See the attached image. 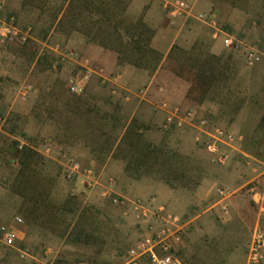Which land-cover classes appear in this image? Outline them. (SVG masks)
I'll use <instances>...</instances> for the list:
<instances>
[{
  "label": "rangeland",
  "instance_id": "1",
  "mask_svg": "<svg viewBox=\"0 0 264 264\" xmlns=\"http://www.w3.org/2000/svg\"><path fill=\"white\" fill-rule=\"evenodd\" d=\"M184 1L191 14L171 17L161 0H73L69 10L68 0H0L1 17L29 29L24 44L0 42V225L16 236L12 247L0 244V264H127L128 250L162 224L154 208L182 226L217 189L233 193L231 209L184 226L176 255L182 264H247L256 212L244 186L264 181V0ZM198 14H212L214 26ZM159 26L177 36L163 63L159 53L139 55ZM115 28L138 44L120 45ZM83 45L118 66L173 74L188 86L181 116L189 110L193 120L164 127L162 95L141 101L142 83L104 80ZM249 52L259 61L248 64ZM84 61L93 72L82 93H70ZM202 118L235 137L224 165L201 144ZM162 184L179 198L162 200ZM136 204L153 209L142 216Z\"/></svg>",
  "mask_w": 264,
  "mask_h": 264
},
{
  "label": "built area",
  "instance_id": "2",
  "mask_svg": "<svg viewBox=\"0 0 264 264\" xmlns=\"http://www.w3.org/2000/svg\"><path fill=\"white\" fill-rule=\"evenodd\" d=\"M164 9L171 17L190 15L192 7L184 0H161ZM3 6L0 3V42L24 44L29 38V29H21L14 17L2 18ZM196 18L202 22L214 26L211 16L198 14ZM222 43L226 48H232L233 39L229 35L223 36ZM246 62L253 64L259 61L256 53L246 54ZM83 67L86 72L81 76H72L67 80V88L70 93L80 94L83 92L89 72H93L90 64L84 61ZM181 110L175 109L166 119L168 126L182 127L187 121L193 120V113L187 110L183 117ZM197 130L203 138L201 144L206 152L218 164L224 165L228 161L227 149L232 148L235 141L234 135L226 128L211 125L207 119H198ZM72 171H78V165L72 164ZM252 207L256 212V222L249 240L246 252L247 264H262L264 262V181L255 178L245 186ZM218 196H225L228 193L223 190H216ZM142 216H145L149 206L136 204ZM225 210V209H224ZM154 211L162 214V224L159 228L152 230L142 236L127 252V264H182L176 255V249L181 244L183 226L176 216H165L164 208L156 207ZM18 222L21 220L16 219ZM16 236L14 231L5 225H0V244L12 247Z\"/></svg>",
  "mask_w": 264,
  "mask_h": 264
},
{
  "label": "crops",
  "instance_id": "3",
  "mask_svg": "<svg viewBox=\"0 0 264 264\" xmlns=\"http://www.w3.org/2000/svg\"><path fill=\"white\" fill-rule=\"evenodd\" d=\"M205 7L206 4H204L203 1H200L197 4V10ZM211 11L212 9H209L210 13H212ZM210 16H212V14H210ZM212 37L214 36L212 35ZM176 38V34H174L170 29H163L162 26H159L156 29L150 41V47L162 56V63L164 62L166 56L170 53L172 46L176 42ZM82 51L94 62L95 69L97 70L96 72H101L99 76L103 77L104 80H108L112 83V85L122 86L127 84V82L132 85H138L140 83L145 85L144 91L140 96H138L139 100L149 102L152 98L149 95L153 94L154 98H159V96L162 95V103L156 104V109H158L156 119L160 120L162 117V125L164 127L168 126L166 119L175 109L181 110V107H187L188 102L186 100V93L188 86L167 70L158 68L153 74L148 75L146 72L138 68L118 66L116 57L111 53L105 52L98 46L83 45ZM111 75H115V77L110 78ZM127 76H129L132 81H127V79H129ZM158 90H162V93L160 94ZM262 121L264 122V117ZM160 187H162V200L164 198L168 199L172 197L179 198V194H174L173 191L165 184H162ZM240 188L241 186H239L237 190ZM199 193L200 192L198 191L196 195H199ZM232 198L233 193H228L222 197L218 196L215 201L210 204L206 210H204L203 213L192 215L189 220L182 223V226L184 227L189 224H193L197 222L198 219L205 213H209L211 211L216 213L220 208L229 211L233 203Z\"/></svg>",
  "mask_w": 264,
  "mask_h": 264
},
{
  "label": "trees",
  "instance_id": "4",
  "mask_svg": "<svg viewBox=\"0 0 264 264\" xmlns=\"http://www.w3.org/2000/svg\"><path fill=\"white\" fill-rule=\"evenodd\" d=\"M72 2H73V0H68L67 6H66V9L65 10H67V8H68V10L71 8V6L73 4ZM113 32L116 35V39H117V41H119L120 45H123L124 44V45H130V46L134 45V46H136L138 44V41L137 40H132L130 37H129V39L122 37V35L117 32V29L116 28L114 29ZM150 33H151L150 34V37L147 39V44H145L143 53L139 54L141 58H144L147 54H154V55L157 54L158 55V53L150 47V41L152 39L153 32H150ZM116 52H117V55H118L117 56V59L119 61L120 60L121 53L118 50ZM137 53H139V52H137ZM128 64H130V65H132V66H134L136 68H140V64L139 63H136V62H133V61L128 60ZM124 133H125L124 136H126V137H130L131 135L129 136V134H132V135L137 136L138 138H140V136L137 135L136 133L135 134L134 133H129V130H127V129H126V131ZM118 147H119V145H118ZM139 177H141V175H138L137 176V178H139ZM162 180L164 181L165 184H167L169 186L171 185L166 180H164V179H162Z\"/></svg>",
  "mask_w": 264,
  "mask_h": 264
}]
</instances>
